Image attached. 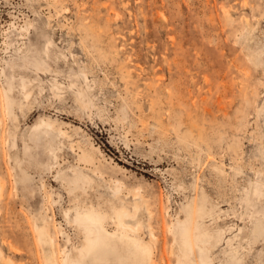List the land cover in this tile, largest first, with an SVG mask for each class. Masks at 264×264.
<instances>
[{
    "label": "rangeland",
    "instance_id": "rangeland-1",
    "mask_svg": "<svg viewBox=\"0 0 264 264\" xmlns=\"http://www.w3.org/2000/svg\"><path fill=\"white\" fill-rule=\"evenodd\" d=\"M0 102V175L11 196L17 185L37 199L16 206L27 229L54 214L75 236L61 203L72 205L66 173L79 166L97 179L79 197L111 228L114 204L139 202L129 220L146 239L154 227L157 264H177L170 226L192 201L212 264H264V0H0ZM42 118L52 133L35 132ZM25 236L17 258L36 264Z\"/></svg>",
    "mask_w": 264,
    "mask_h": 264
},
{
    "label": "bare ground",
    "instance_id": "bare-ground-1",
    "mask_svg": "<svg viewBox=\"0 0 264 264\" xmlns=\"http://www.w3.org/2000/svg\"><path fill=\"white\" fill-rule=\"evenodd\" d=\"M161 14L163 15V13ZM128 58L131 59L132 57ZM88 78L85 72L86 84L78 87L77 94L82 103H89L93 100L91 94H93L94 89L92 90V84ZM58 83H52L56 94H59L56 89L63 87ZM28 96L29 94L26 95V97ZM4 102L5 109L15 119L17 117L14 109L15 101L6 90ZM2 106L3 103L0 102V107L2 108ZM43 118L34 125L38 135L43 131L52 133L55 127L50 119ZM4 120L5 118L0 116V125L5 123ZM60 133L65 134V131L60 129ZM17 144L18 142L13 139L12 145L16 146ZM25 145L27 150L29 144L26 142ZM71 145L74 147V144ZM1 146L2 141L0 139V150ZM58 149L59 145L50 143V150L55 157L58 156ZM80 157L85 161H93V157L86 150ZM18 165L24 174L28 175L21 160L18 161ZM95 171L97 172V170ZM66 175L69 184V199L72 201V205L67 208L64 202L61 203V208H64L66 224L70 228L77 229L75 236L68 232L63 223H60L58 227L54 214L53 216L43 215L42 218L35 215L28 217L29 229H27V225L21 222L19 218L16 206L20 202L25 203L27 198L34 203L37 200L33 199L35 194L22 190V195H19L16 185V191L11 196V185L9 186L7 179L0 175V259L2 264H25L22 260L25 249L21 245L25 246L24 243L29 241L25 236L29 232L33 235L34 245L39 248L35 249V256L31 255L38 261L36 264H157L153 241L155 237L154 227L149 223L151 238L146 239L142 234L141 223H133L129 220V218L135 217L140 210L139 202L134 203L133 211L124 205L114 204V215L112 216L114 224L111 228L107 217L108 212L102 210L95 203L79 197L80 191L82 193L87 191L88 184L92 181L96 182L97 179L79 166L73 167V172H67ZM23 183L25 186L29 185L25 179ZM122 191V186L119 183L113 187L114 194L120 199H123L120 196ZM203 210L202 205L198 206L192 201L185 207V217H178L177 229L173 225L170 226V231L175 235L174 241L179 243V248L172 250L176 256L177 264H212L208 255L203 253L201 246V242H204L208 237V233L199 221V218L203 216ZM254 231L257 236H264V224L257 225ZM197 247L201 253L199 261L196 259L198 256ZM5 249H8L7 253H5ZM27 250L31 251L30 248ZM18 256L22 258L18 259Z\"/></svg>",
    "mask_w": 264,
    "mask_h": 264
}]
</instances>
